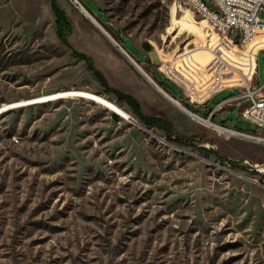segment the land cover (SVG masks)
Wrapping results in <instances>:
<instances>
[{"label":"rangeland","instance_id":"obj_1","mask_svg":"<svg viewBox=\"0 0 264 264\" xmlns=\"http://www.w3.org/2000/svg\"><path fill=\"white\" fill-rule=\"evenodd\" d=\"M57 1L70 45L48 0H0V264H264V143L225 137L162 94L206 116L239 91L219 90L207 107L212 75L231 67L218 84L249 78L263 35L240 48L172 0ZM74 50L162 127L103 92ZM240 108L212 120L255 130Z\"/></svg>","mask_w":264,"mask_h":264},{"label":"built area","instance_id":"obj_2","mask_svg":"<svg viewBox=\"0 0 264 264\" xmlns=\"http://www.w3.org/2000/svg\"><path fill=\"white\" fill-rule=\"evenodd\" d=\"M211 1L212 4L208 5L203 0H172L175 8L179 10L187 7L202 15L210 24L211 28L216 31V33L229 36L231 41L238 47H244L252 39L253 31L255 29L264 28V18H260L258 16L259 10L264 9V0ZM232 29H235L236 32L233 37L229 35ZM259 51L263 52L262 56L264 59V48L260 47L254 54V67L249 78L238 80L237 84H218L217 79H220V77L221 79H224L232 75L231 67H223L229 72H224L221 75H219L218 72L212 75V78L209 81L210 85H218L217 87H220H216L214 90L210 91V94L225 88L234 87L239 90L236 94H231L222 100L217 101L212 107H210L206 116L192 111L195 116L211 122L212 126H209L215 129L218 133H223L225 137H242L264 143V133L261 131V128H264V79L259 84H255L253 82ZM167 75L170 79H173L177 84H179V87L181 86L187 92L190 101L194 100L182 82L172 78L169 74ZM190 83L192 88L197 87L200 89L193 82ZM164 92L171 100H175L180 103L173 94L166 91ZM242 101H244L243 104H241ZM232 105L241 106L239 115L243 119L248 120L255 127V130H241L212 120V116L217 111L224 109L226 106ZM261 132L263 134H261ZM254 137L256 139H254Z\"/></svg>","mask_w":264,"mask_h":264},{"label":"trees","instance_id":"obj_3","mask_svg":"<svg viewBox=\"0 0 264 264\" xmlns=\"http://www.w3.org/2000/svg\"><path fill=\"white\" fill-rule=\"evenodd\" d=\"M49 2H50L52 12L54 14V26H55L56 34L61 39V41L70 45L68 43L66 36L68 33L71 32L72 22H71L70 18L68 17V15L66 14L64 7L61 6L57 0H49ZM83 4H84V1H83ZM84 6L87 7L85 4H84ZM74 51L77 52V54L80 57H83L86 59V64H87L88 68H90L93 71V73L96 76V78L98 79V81L104 86V89L106 91H112L116 95V98L118 100L125 101L128 104L132 113L140 121H142L147 126L156 125L158 127H162V125L164 123V119L162 117H160L158 115H151V114L144 113L140 107L139 102L137 101V99L133 95H131L130 93L124 92V91H122L116 87L109 85L107 83L106 79L101 74V72L93 66L89 57H87V55L85 53L79 52L76 50H74ZM153 73H154V77L156 78V80L162 86H165L164 81L162 79H160L161 77H164L162 75V73L158 72L156 70L153 71ZM164 78L166 80H168L166 77H164ZM112 114H113V116H115L117 118L119 117V115L115 112H112Z\"/></svg>","mask_w":264,"mask_h":264},{"label":"bare ground","instance_id":"obj_4","mask_svg":"<svg viewBox=\"0 0 264 264\" xmlns=\"http://www.w3.org/2000/svg\"><path fill=\"white\" fill-rule=\"evenodd\" d=\"M81 10L85 13V14H87L86 13V11H84L82 8H81ZM87 16L93 21V22H95L94 21V19L91 17V16H89L88 14H87ZM204 20H206L205 18H203ZM207 21V20H206ZM96 23V22H95ZM96 25V24H95ZM216 32V31H215ZM218 34V33H217ZM258 34H261V35H263V37H264V28H257V29H255L254 31H253V37H252V39L245 45V46H248V45H250L251 43H253L254 41H255V39L257 38V35ZM218 35H220V34H218ZM223 36H226V35H223ZM158 90L162 93V91L158 88ZM167 99H169V100H171L170 99V97H168V95H165L164 93H162ZM174 103H176L177 105H179V107L178 108H180V110H182L183 112H185L186 114H188L189 116H192V117H194L195 119H197V120H199V121H201V122H203V123H205V124H208V125H211L212 126V123L211 122H209L208 120H205V119H203V118H200V117H197V116H195V114L194 113H192L191 111H188L187 109H185L184 107H182L178 102H176L175 100H172ZM108 105H109V103L108 102H106ZM109 106H111V105H109ZM112 107V106H111ZM113 109H115L117 112H119L120 114H122V115H124L125 117H127L128 119H129V117H128V115L127 114H125V113H123V112H121V111H119V110H117L116 108H114V107H112ZM254 139H256L255 137H254Z\"/></svg>","mask_w":264,"mask_h":264},{"label":"crops","instance_id":"obj_5","mask_svg":"<svg viewBox=\"0 0 264 264\" xmlns=\"http://www.w3.org/2000/svg\"><path fill=\"white\" fill-rule=\"evenodd\" d=\"M48 2H49V0H48ZM49 5H50V2H49ZM50 8H51V6H50ZM52 10V9H51ZM120 47V46H119ZM120 49H121V51L123 52V53H125L127 56H128V54H127V52L125 51V50H123L122 49V47H120ZM83 53H85V52H83ZM86 55H87V57H89V59H90V61H91V63L93 64V62H92V59H91V57L87 54V53H85ZM81 58H83V57H81ZM84 59V61H85V64H86V59L85 58H83ZM86 66H87V64H86ZM93 66L96 68V69H98L94 64H93ZM88 67V66H87ZM90 69V68H89ZM91 70V69H90ZM100 72H101V70L100 69H98ZM92 71V70H91ZM92 73H93V71H92ZM94 74V73H93ZM101 74H102V72H101ZM103 75V74H102ZM164 77H166L164 74H162ZM96 77V76H95ZM103 77L105 78V76L103 75ZM169 81H171V82H173L174 84H176L177 85V87H179L178 86V84L175 82V81H173L172 79H170V78H168V77H166ZM97 79V78H96ZM106 79V78H105ZM98 80V79H97ZM106 81H107V79H106ZM99 82V81H98ZM100 83V82H99ZM107 83H108V81H107ZM101 84V83H100ZM109 84V83H108ZM102 85V84H101ZM110 85V84H109ZM103 86V85H102ZM111 86H113V85H111ZM113 87H116V86H113ZM116 88H118V87H116ZM180 88V87H179ZM118 89H120V88H118ZM120 90H122V89H120ZM122 91H124V90H122ZM103 92H111L112 94H114L112 91H106L105 89H104V86H103ZM124 92H127V91H124ZM127 93H130V92H127ZM215 93V92H214ZM214 93H212V94H209V96H207L206 97V99H205V102H204V104L207 106V107H209L208 106V101L210 100V98L212 97V95L214 94ZM131 95H133L132 93H130ZM114 96L116 97V95L114 94ZM134 96V95H133ZM135 97V96H134ZM136 98V97H135ZM117 99V98H116ZM137 99V98H136ZM117 101H122V102H124L127 106H128V104L125 102V101H123V100H118L117 99ZM137 101H138V99H137ZM139 102V101H138ZM140 104V103H139ZM140 107H141V105H140ZM128 108H129V106H128ZM210 108V107H209ZM130 109V108H129ZM142 109V108H141ZM143 111V110H142ZM145 113V112H144Z\"/></svg>","mask_w":264,"mask_h":264},{"label":"water","instance_id":"obj_6","mask_svg":"<svg viewBox=\"0 0 264 264\" xmlns=\"http://www.w3.org/2000/svg\"><path fill=\"white\" fill-rule=\"evenodd\" d=\"M81 9V8H80ZM86 10V9H85ZM93 22V21H92ZM95 23V22H94ZM104 33H106L101 27H100V25L98 24V23H95ZM144 48H146V49H150L151 48V45L150 44H148V43H144ZM151 53H152V57L154 58V51H150ZM116 113V112H115ZM119 115V114H118ZM120 116V115H119ZM130 120L131 121H133V122H137L136 121V119L132 116L131 118H130Z\"/></svg>","mask_w":264,"mask_h":264}]
</instances>
